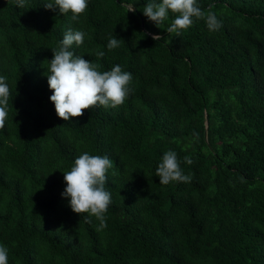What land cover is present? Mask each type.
Masks as SVG:
<instances>
[{"label": "trees", "instance_id": "1", "mask_svg": "<svg viewBox=\"0 0 264 264\" xmlns=\"http://www.w3.org/2000/svg\"><path fill=\"white\" fill-rule=\"evenodd\" d=\"M147 3L89 0L73 21L42 0L25 8L0 0L8 264H264V0H198L222 27L195 20L181 37L149 21ZM69 28L87 34L72 46L77 55L101 72L120 65L132 73L123 105L58 117L44 62ZM109 37L123 41L109 50ZM169 150L190 182L160 184L156 169ZM84 152L112 161V204L99 232L95 217L74 213L62 196L63 172Z\"/></svg>", "mask_w": 264, "mask_h": 264}, {"label": "clouds", "instance_id": "2", "mask_svg": "<svg viewBox=\"0 0 264 264\" xmlns=\"http://www.w3.org/2000/svg\"><path fill=\"white\" fill-rule=\"evenodd\" d=\"M46 9L67 15L71 12V19L79 21L82 14L89 7V0H42ZM29 0H16L19 8H25ZM129 11H135L134 6ZM143 14L149 21L154 22L158 28L165 29L167 33L175 37H181L195 20H205L210 31L219 30L222 22L215 13L205 12L198 0H148L143 7ZM174 15L170 26L163 25L169 20V13ZM86 33L82 30L69 28L63 36L60 46L52 48L53 58L47 63V80L53 94L50 100L54 103L58 117L69 121L74 117H82L84 110L94 107L116 108L124 104L132 91L133 75L124 71L120 65H114L110 70L101 72L99 65L86 60L84 56L77 55L71 50L83 45ZM154 40H160L158 34H153ZM123 40L109 37L108 49L118 48ZM97 57H103L104 52L96 53ZM7 77L0 76V128L5 126L8 115V101L10 88ZM184 162L192 164L189 156H185ZM112 167V161L107 155H90L84 152L79 155L70 171L64 173L66 188L62 196L68 199L71 210L76 214H87L86 219L91 222L95 217L99 221L97 231L107 227L106 213L112 204L111 193L106 190L108 172ZM160 184L168 185L171 182L191 181L189 175H185L181 168V161L175 151L164 152L156 169V175ZM42 189V188H41ZM40 190V189H39ZM38 191V190H37ZM7 246L0 244V264H8Z\"/></svg>", "mask_w": 264, "mask_h": 264}]
</instances>
